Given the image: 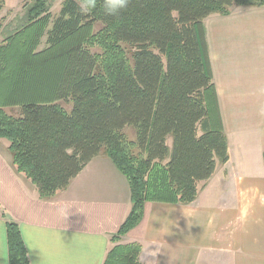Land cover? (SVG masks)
I'll list each match as a JSON object with an SVG mask.
<instances>
[{"label":"trees","instance_id":"obj_1","mask_svg":"<svg viewBox=\"0 0 264 264\" xmlns=\"http://www.w3.org/2000/svg\"><path fill=\"white\" fill-rule=\"evenodd\" d=\"M25 2V19L0 46V138L43 199L104 154L127 179L131 207L103 264H141L140 244L121 240L144 204H191L217 163L228 161L204 21L264 0H130L115 17L103 0L91 9L87 0H66L53 21L46 0ZM92 42L109 52L102 67L86 46ZM14 107L18 118L4 111ZM6 239L8 263L30 264L14 222H6Z\"/></svg>","mask_w":264,"mask_h":264},{"label":"crops","instance_id":"obj_2","mask_svg":"<svg viewBox=\"0 0 264 264\" xmlns=\"http://www.w3.org/2000/svg\"><path fill=\"white\" fill-rule=\"evenodd\" d=\"M233 8L204 21L228 161L191 204H144L121 240L140 244L141 264H264V7ZM249 30L259 43H249ZM8 146L0 138V264H9L7 221L30 264H103L131 207L127 179L100 154L43 199L15 171Z\"/></svg>","mask_w":264,"mask_h":264},{"label":"rangeland","instance_id":"obj_3","mask_svg":"<svg viewBox=\"0 0 264 264\" xmlns=\"http://www.w3.org/2000/svg\"><path fill=\"white\" fill-rule=\"evenodd\" d=\"M66 0H46V4L48 6L49 13L53 19H55L61 10L63 3ZM25 0H3V7L0 10V46L3 44V40L11 34L13 31L18 29L23 20L25 19V11L27 7L25 6ZM237 7V6H234ZM233 11L235 8H232ZM236 15V14H235ZM48 26V29L50 28ZM251 27V22L247 21V25ZM102 29L101 24H96L94 27V34L100 32ZM248 37H250L249 43L257 44L260 42V39H257V33L254 30H249L245 33ZM46 36L41 39L40 45L38 49H43L45 47ZM91 54L95 55L98 60V65L103 66V63L106 62L109 52L105 51V49L98 43L92 42L91 44L86 45ZM121 52L124 57L130 58L131 48L127 45H120ZM61 105L69 112L71 110V105H66L65 103H61ZM5 113L9 116L18 118L21 114V110L19 107L14 108H5ZM123 134L127 138L128 141L135 142L136 141V130L131 126H126L123 129ZM171 139L168 141V146L171 151Z\"/></svg>","mask_w":264,"mask_h":264},{"label":"clouds","instance_id":"obj_4","mask_svg":"<svg viewBox=\"0 0 264 264\" xmlns=\"http://www.w3.org/2000/svg\"><path fill=\"white\" fill-rule=\"evenodd\" d=\"M130 0H103V8L106 15L118 16L121 11L127 9ZM97 0H87V8H95Z\"/></svg>","mask_w":264,"mask_h":264}]
</instances>
